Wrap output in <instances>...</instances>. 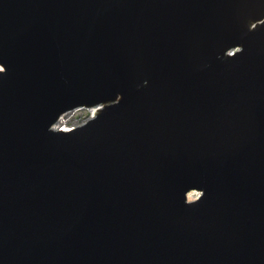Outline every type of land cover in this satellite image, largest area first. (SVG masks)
I'll return each mask as SVG.
<instances>
[{
    "label": "water",
    "instance_id": "water-1",
    "mask_svg": "<svg viewBox=\"0 0 264 264\" xmlns=\"http://www.w3.org/2000/svg\"><path fill=\"white\" fill-rule=\"evenodd\" d=\"M0 63V264H264V0H0Z\"/></svg>",
    "mask_w": 264,
    "mask_h": 264
},
{
    "label": "bare ground",
    "instance_id": "bare-ground-1",
    "mask_svg": "<svg viewBox=\"0 0 264 264\" xmlns=\"http://www.w3.org/2000/svg\"><path fill=\"white\" fill-rule=\"evenodd\" d=\"M0 67H1V69H2V66H1V65H0ZM99 107H100V106H98V105H94V106H92L93 113L91 114V116L97 114V112L100 110ZM67 114H68V113H67ZM67 114L62 115V117L60 118V120H59V122L57 123L56 126H58L59 123H60V125H67V124H65V122H64V121H65V117L67 116ZM59 127H60V126H59ZM51 129H52V127H51ZM196 195H198V193H195V190H190V192H189V196H188V200H193V199H195V196H196Z\"/></svg>",
    "mask_w": 264,
    "mask_h": 264
},
{
    "label": "rangeland",
    "instance_id": "rangeland-1",
    "mask_svg": "<svg viewBox=\"0 0 264 264\" xmlns=\"http://www.w3.org/2000/svg\"><path fill=\"white\" fill-rule=\"evenodd\" d=\"M86 117V114L81 112L79 113V111H71V113H68L67 116L65 117V124L68 123L70 124L71 122H80L83 118ZM60 125V123H59Z\"/></svg>",
    "mask_w": 264,
    "mask_h": 264
}]
</instances>
